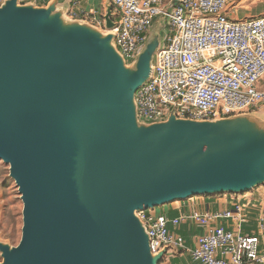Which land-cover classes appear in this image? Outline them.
Here are the masks:
<instances>
[{
	"label": "water",
	"instance_id": "95a60500",
	"mask_svg": "<svg viewBox=\"0 0 264 264\" xmlns=\"http://www.w3.org/2000/svg\"><path fill=\"white\" fill-rule=\"evenodd\" d=\"M67 9L0 4V159L23 201L0 264H160L137 211L264 186V115L140 122L161 25L127 64L111 3L107 32Z\"/></svg>",
	"mask_w": 264,
	"mask_h": 264
},
{
	"label": "built area",
	"instance_id": "2783aa9c",
	"mask_svg": "<svg viewBox=\"0 0 264 264\" xmlns=\"http://www.w3.org/2000/svg\"><path fill=\"white\" fill-rule=\"evenodd\" d=\"M230 2L110 0L116 11L112 30L115 45L127 64L146 44L157 18L168 22L151 77L136 92L140 122H161L173 112L192 120L264 112V16L231 18ZM82 18L105 28V20L98 19L92 10H83ZM152 210H139L137 215L150 236L152 252L167 248L163 260L167 253L184 248L183 237L169 226L178 228L191 221L205 228L190 250L197 264H264L259 236L241 235L216 223L220 218L234 217L232 210L183 211L174 218ZM240 210L237 205L235 211Z\"/></svg>",
	"mask_w": 264,
	"mask_h": 264
},
{
	"label": "crops",
	"instance_id": "0c3cea01",
	"mask_svg": "<svg viewBox=\"0 0 264 264\" xmlns=\"http://www.w3.org/2000/svg\"><path fill=\"white\" fill-rule=\"evenodd\" d=\"M4 0H0V4ZM22 3H34L36 6H47L52 0H21ZM232 1V0H231ZM68 4L67 14L72 19L82 18V11H94L97 18L105 20L110 0H59V5ZM228 5V14L231 18L240 19L242 16L238 10ZM116 11L113 8V18ZM115 15V16H114ZM156 26V22L154 27ZM263 114L264 112H257ZM239 205L241 210L235 211ZM232 210L234 217L220 218L216 222L226 229L241 235H256L261 239V247L264 246V186H260L252 191L242 194H220L211 196H194L185 201H175L170 204L156 207L152 210L154 214H163L169 218L178 216L183 211L217 212ZM242 217V220L239 218ZM172 232L180 235L184 239V248L176 253H170L160 264H197L192 258L190 250L193 249L200 235L205 228L191 222L184 221L178 228L169 226ZM260 264V263H251Z\"/></svg>",
	"mask_w": 264,
	"mask_h": 264
},
{
	"label": "rangeland",
	"instance_id": "374dc122",
	"mask_svg": "<svg viewBox=\"0 0 264 264\" xmlns=\"http://www.w3.org/2000/svg\"><path fill=\"white\" fill-rule=\"evenodd\" d=\"M231 8L243 15L240 19L264 16V0H232ZM156 25H161V40L166 37L168 22L157 18ZM104 32L107 29L103 28ZM185 201V200H184ZM23 201L15 180L10 176L9 165L0 159V240L12 245L18 244L23 225ZM170 253H167L166 257ZM2 257L0 254V262Z\"/></svg>",
	"mask_w": 264,
	"mask_h": 264
}]
</instances>
